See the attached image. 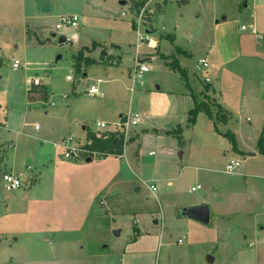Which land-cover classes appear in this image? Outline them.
<instances>
[{"label": "rangeland", "instance_id": "1", "mask_svg": "<svg viewBox=\"0 0 264 264\" xmlns=\"http://www.w3.org/2000/svg\"><path fill=\"white\" fill-rule=\"evenodd\" d=\"M243 1L0 0V162L19 171L25 186L33 182L14 192L0 183V234L11 232L1 241L0 264H210L208 256L212 264H264V150L257 147L264 136V0ZM71 15L76 28L56 29ZM231 22L237 34L224 41L217 23ZM146 30L159 48L147 46ZM216 37L229 52L240 38V56L221 68L217 49L210 50ZM176 55L197 87V77L211 72L229 120H217L216 105L197 98L211 117L204 109L196 122L188 115L181 121L180 105L176 133L142 143L136 161L128 145L127 167L110 155L90 163L63 157L65 146L98 129L104 110L121 106L107 89L115 80L98 79L131 70L132 82L135 61L179 65ZM202 57L209 68L197 69ZM34 78L47 100L40 83L44 91L28 92ZM91 86L99 94L87 97ZM137 127L131 136L141 134ZM231 160L239 165L226 172ZM197 205L209 207L208 224L182 215Z\"/></svg>", "mask_w": 264, "mask_h": 264}, {"label": "crops", "instance_id": "2", "mask_svg": "<svg viewBox=\"0 0 264 264\" xmlns=\"http://www.w3.org/2000/svg\"><path fill=\"white\" fill-rule=\"evenodd\" d=\"M152 1L153 0H148V2H146V7ZM247 1L248 0L243 1L242 7L246 6L245 4H247ZM261 23L262 22H257V26H260ZM254 27H256V26L254 25ZM216 31L218 32L219 37L220 36L224 37V41H225V38H227L228 35L235 37V35L237 34V26H235V22H231V23H227V24L217 23ZM225 31H226V34H223ZM145 32H146V36H147V34L150 33V31H147V30ZM237 39H238L237 40V46L233 47V49H232L233 51H230V52H229V50H225V47H222V44H221L222 41H221V39H220V41H217V37H216L215 44L210 46V50L211 49L212 50L217 49L215 54H217L216 60L219 62L218 66H220V68L223 65L227 64L230 59H234V58H237L238 56H240V43H239L240 38L238 37ZM148 40H149V43H147V46L149 48H151L153 50L159 48L157 42L154 39L149 38ZM138 45L139 44H137V46ZM185 51H186V53H189V55H190V50L189 51L185 50ZM207 54H209V52H207ZM103 55L105 56L106 54L103 53ZM228 55H230L229 59H228ZM135 56H137V53H135ZM171 56H173V53L171 51L169 53H162L161 54L162 58L171 57ZM178 56L180 57V55H176L175 58L177 59L179 65H180L179 67H181L185 71L187 82H188V87L185 86V84L183 83L182 78L178 74V72L173 70L169 66V64H167L168 63L167 61H166L167 63H165V61H164V64H162V65H161V62L159 61L157 63L158 66L154 67V68L149 66V71L146 74H149L151 70L153 71V69L156 70V73L151 75V76L149 74L145 81H143L144 80L143 78L146 74H143V76L141 77V84H139V85L134 83L133 80L131 82L130 79L128 78V77H130L131 70L128 73V77H127V71H126V73H125V71H120L119 75H118V72H114L111 75L105 77L104 79H98L99 82L101 81L100 83H102V82L107 83L109 81L113 82L115 80V84L113 83L112 85H109L107 87V89L110 93H112V96H114L117 100L121 99V106L118 105L115 108H108V109L104 110V112H105L104 116H106L105 117L106 119H102V121H100V122H106L107 124H111V123L117 122L119 120V118L125 114H136L139 116V119H140V121L137 125L138 126L137 128L141 129V134L137 135L136 131L134 130V136H132V139L129 140L128 142H126V144L124 145L123 154L121 156H116V157L112 156V157H115L118 159H124V163H125L126 167H127V164L130 165V163L132 162L129 159H127V147H128V145L132 147L133 154H134V155L132 154L133 155V161H136L139 158L140 146L142 145V143H144L145 141H149V140L157 138L158 136L155 137L157 133H163L164 132L165 135H167V136L171 135L170 132L175 131V128L172 126L180 118V116L177 117L176 108L179 107L180 105H182L181 121L185 120L186 116L187 115L189 116V114H187L188 111L194 108V100H193V97L191 94H193L196 98L207 100L208 102H210V105L212 104V105L221 106L223 108V110L228 113L227 120H229L231 118L230 107L227 105V103L225 104L224 102L221 101V92L218 88L219 85H217V83H215L213 81L214 79H213V76L210 74L211 72L206 71L207 73H204L205 76L203 78L197 77V81H199L201 84V86L197 87L195 80L192 79L191 76L189 75L188 69H186L185 67H183L181 65L182 63L178 59ZM198 60H205L207 62V68L210 67V64L208 63V60L206 58L202 57V58H199ZM132 75H133V73H132ZM84 76H85V74H84ZM34 79L38 80L39 83L42 86H44V88L46 89L45 95H46V100H47L48 99V94H47L48 91H47L46 86L44 84H42V82L39 79H37V78H34ZM206 79H208V81H206ZM153 81L158 82L159 84H157V83L153 84ZM91 87H93V86H91ZM96 89H97L96 94H88L87 93L88 91H85V95L87 97H90L91 95L99 94L97 87H96ZM129 94H130V99H129V103L127 104V101L124 102V101H122V99L127 100V95H129ZM218 95H220V96H218ZM101 96H102V93H101ZM245 98H247V96ZM218 101H221L223 104H220ZM51 104H53V103H51ZM71 105L72 104H68L67 108H70L68 106H71ZM67 111H68V109H67ZM45 115L47 116V113H45ZM198 115H199V113L197 114V117H198ZM84 129H85V127H84ZM50 131H54V129L51 128ZM95 131H97V129ZM95 131H84L82 136H83L85 142H83L82 144H80V143H78V144L85 146L88 143L87 132L94 133ZM172 136H174V135H172ZM218 136H221V135L218 134ZM58 142L59 141H53V145L58 146ZM175 143L173 142V147L175 148V150H177L178 147L180 146V144L179 143L175 144ZM151 153L152 152H148V155H151ZM135 154H137L138 156L136 157ZM41 159L42 158H39L38 160H41ZM86 159H85V163L92 162L91 158H90V161H86ZM79 162H81V161H79ZM79 162H77V163H79ZM135 163H137V162H135ZM5 168L7 170V167H5ZM15 171H17V170H15ZM10 172H12V171H10ZM16 173H18V175H20L19 171H17ZM20 176L22 177V175H20ZM32 178L34 179V177H32ZM26 193H28V192H26ZM26 193H24V194L27 195ZM23 200H25V198H23ZM15 203L16 202L14 201L10 205L7 204L3 211L4 212L5 211L11 212L12 208H13L12 204H15ZM10 233L11 232L8 231L6 234L5 233L0 234V236H1L0 237V244H1L2 240H7V237L5 235H8ZM11 241H12L11 238H9V241L7 242V244L9 246H11ZM0 246H2V245H0Z\"/></svg>", "mask_w": 264, "mask_h": 264}, {"label": "built area", "instance_id": "3", "mask_svg": "<svg viewBox=\"0 0 264 264\" xmlns=\"http://www.w3.org/2000/svg\"><path fill=\"white\" fill-rule=\"evenodd\" d=\"M143 13H144V8L140 7L139 21ZM62 26H70L71 28H76L78 26V17L75 15L61 16L59 18V24L56 25V29H60ZM137 36L138 38L140 37L139 24L137 26ZM144 38L145 40H148L147 36H145ZM147 43H149V40L147 41ZM136 59H137V56H136ZM112 64H115V62L113 61ZM18 67H19V64L15 62L13 64V68H18ZM196 67L197 69H201V70L206 69L207 62L205 60H198ZM148 71H149L148 64H145V63L142 64L139 60L135 61V67L133 69V82L137 83L138 81H136V79H140L138 84H141V77L143 76L144 73H147ZM70 78H71L70 76H67L66 80H70ZM33 81L35 85H38L39 83L38 80H33ZM206 81H208V79H206ZM87 93L96 94L97 93L96 87L94 86L91 87ZM139 121L140 119L138 115L125 114L121 116L117 122H114L111 125L107 124L106 122L97 123L98 129L93 134L95 135L96 138L103 139V140L108 138L111 134L120 135L123 137V140L126 143L128 142V139L132 137L130 135L131 133L130 128L133 126H137ZM34 129L37 130L38 127L35 126ZM71 141H73V138L69 137L66 140V143L71 142ZM63 150H64L63 157L65 159L78 158L81 156H87V158L101 156V154H99L98 152H95V151L90 152L89 150L86 149L85 146L80 145V144L65 146ZM238 165H239L238 161L231 160L225 167L226 172H232ZM32 177H34V175ZM0 183L2 184V187L6 191H9V192L17 191L21 188L28 187L31 184L29 180V182L25 186L24 180H22L21 176L18 175L17 173H13V172L5 170L1 162H0ZM197 189H199V186H197L196 188L192 187L191 192H195ZM151 190L155 192L156 188L154 186H151Z\"/></svg>", "mask_w": 264, "mask_h": 264}, {"label": "trees", "instance_id": "4", "mask_svg": "<svg viewBox=\"0 0 264 264\" xmlns=\"http://www.w3.org/2000/svg\"><path fill=\"white\" fill-rule=\"evenodd\" d=\"M146 1V0H145ZM144 5V1L137 3L136 7L138 8V10L140 9V7H142ZM173 70H178L181 78L183 79V81L185 82V86L188 87V82H187V78H186V74L184 69H181L179 67L178 64L176 63H172L169 65ZM39 88L42 91H44V88L41 86H37L35 84L31 85V88L28 90V92H32V91H36V89ZM194 100V108L188 111V121L191 123L195 122V118L197 116L198 113H200L201 111H204V109L207 111L208 116L211 117V113L208 109V105L202 101H199L193 94H191ZM42 99H46V95L44 94L42 96ZM227 116L228 113L226 111L223 110V108L219 105H216V119L217 120H223V121H227ZM169 133V132H168ZM173 133H176V131H174ZM87 141L88 143L85 145L86 149L89 150L90 152H98L99 154H101L102 158H106L107 156H121L123 154V148L124 145L126 144L123 140V137L120 135H115V134H111L108 138L106 139H99L96 138L95 135L91 132H87ZM257 147L259 148V152H262L264 149V136L260 135V139L258 141ZM33 184V182H31V185Z\"/></svg>", "mask_w": 264, "mask_h": 264}, {"label": "water", "instance_id": "5", "mask_svg": "<svg viewBox=\"0 0 264 264\" xmlns=\"http://www.w3.org/2000/svg\"><path fill=\"white\" fill-rule=\"evenodd\" d=\"M121 4L124 5L125 0H121ZM86 161H90V158H87ZM181 213L185 217L194 219L204 224H208L210 220L209 207L207 205H200L190 208L184 207L182 208ZM154 223H156V220H154ZM213 260V257H207V261L210 264L213 263Z\"/></svg>", "mask_w": 264, "mask_h": 264}]
</instances>
